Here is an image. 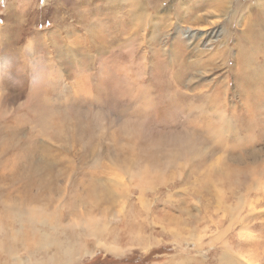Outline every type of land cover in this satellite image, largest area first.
<instances>
[{
    "label": "rangeland",
    "instance_id": "1",
    "mask_svg": "<svg viewBox=\"0 0 264 264\" xmlns=\"http://www.w3.org/2000/svg\"><path fill=\"white\" fill-rule=\"evenodd\" d=\"M45 1L0 0L6 253L23 238L24 264H264V111L230 49L246 19L212 7L157 39L138 21L99 53L102 0ZM71 240L82 257L63 262Z\"/></svg>",
    "mask_w": 264,
    "mask_h": 264
},
{
    "label": "bare ground",
    "instance_id": "2",
    "mask_svg": "<svg viewBox=\"0 0 264 264\" xmlns=\"http://www.w3.org/2000/svg\"><path fill=\"white\" fill-rule=\"evenodd\" d=\"M46 1L48 2V0ZM46 1L45 3H47ZM88 1L90 0H81L82 3H86ZM175 2L176 0H102L101 4H98L97 8H95V11L99 15H102V13L106 14L100 16V19L99 21L97 20V22L106 23L109 27L113 26L111 27L113 28V32L112 34H109V37L99 39L97 48L99 53L104 51L108 44L114 47L115 43L119 39L120 33L126 28H130L133 23L136 24L138 21H140L145 30L148 28L151 29L152 35L150 38L157 39L159 35L163 36V30L168 26L172 28L175 27L177 29V27L181 26V23H192V21L195 22L201 19V17L195 15V13L200 10H209L214 7L218 9L221 14L227 15L230 22L233 21L234 16H236V18H239L240 16L242 20L246 19L242 33L237 39V42L234 43L231 48L229 45L230 38L227 39V44L224 45V49L230 48L233 50V48H237L234 58V64H238L236 77L242 84L241 88L246 96L245 105L247 110L253 112L259 110L264 111V3L261 6L257 4L256 9H250V7H247L248 3L243 2V0H236L234 4L231 3L232 0H220L219 2L217 1V3H206L205 0H196L195 5L193 7L191 6L192 9L190 8L192 11H187V13L180 16L181 9L179 10ZM203 2L205 4H203ZM159 11H163L165 15L159 14ZM243 12L245 13L243 14ZM252 16H255L256 18L253 20L250 19L249 17ZM119 25L120 28H114ZM130 33L133 34V31ZM132 38L133 37L130 36V39ZM223 50H216V52L211 54V58L213 59L215 56L225 55L227 51L223 52ZM226 56L225 58L227 59ZM183 61L184 60L182 59V62ZM177 62L180 63L181 59H177ZM176 66L177 69L175 68L174 73L182 69L181 66ZM103 195L107 196L108 194ZM109 198H111V195L107 196V199ZM81 224L82 220L80 225ZM44 236L48 238L47 240H44L45 242L49 243L52 240L51 235L47 231L44 233ZM20 240H23V238L12 239L11 250L15 252L17 251V253H14L13 251L6 253L10 246L7 245L6 241L0 243V253L3 252L8 255V259L4 262V264H24L27 262H25L22 258L23 254L21 255V253L14 248L18 246ZM69 243V249L67 251H63L66 253L61 256V261L67 263L82 257L80 255L81 246L78 247V242L71 240ZM60 244L61 245L58 244L59 248L63 246L64 242L61 241ZM23 246L27 248L26 243H23ZM66 247L68 248V246ZM228 258L229 256H227V259ZM59 260L60 259H52V264H58Z\"/></svg>",
    "mask_w": 264,
    "mask_h": 264
}]
</instances>
